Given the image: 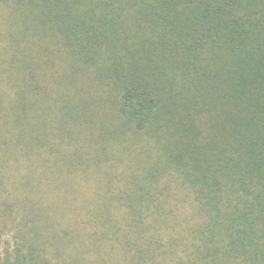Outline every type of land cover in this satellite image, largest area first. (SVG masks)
<instances>
[{"label":"trees","instance_id":"1","mask_svg":"<svg viewBox=\"0 0 264 264\" xmlns=\"http://www.w3.org/2000/svg\"><path fill=\"white\" fill-rule=\"evenodd\" d=\"M0 5V264H264V0ZM97 172L75 239L27 209Z\"/></svg>","mask_w":264,"mask_h":264},{"label":"rangeland","instance_id":"2","mask_svg":"<svg viewBox=\"0 0 264 264\" xmlns=\"http://www.w3.org/2000/svg\"><path fill=\"white\" fill-rule=\"evenodd\" d=\"M8 10L9 8L0 5V35L4 33L6 24L10 25L14 22V18L9 19ZM1 46L2 45L0 44V49ZM24 172L26 171L22 170V173ZM37 173H35L31 179L33 182H36ZM68 174L69 173L66 172L65 177H68ZM63 176L64 175H59L58 179L63 178ZM84 177L80 178V184L75 186V192H62L58 193V196L55 192L50 193L40 187L32 188L34 194L32 200L27 204V209L40 215L39 219L43 222L49 220V224L50 222L52 224H60L64 229L66 228L70 230L75 239L78 232L77 229L82 228L80 223H83L82 220L86 214V207L89 206L91 202L96 201V195L99 189H108L105 184H101V188L100 186L98 188V181L102 178L98 172L96 176L90 175ZM19 179L20 177H17L16 180L19 181ZM167 184L170 207L178 216V220L182 223V227H194L200 223L201 220L196 213V203L194 202L191 193L184 187V185L180 184V181L175 177L169 178ZM26 195H28L27 189H22L15 193V197L19 200L23 199ZM30 204H33V206L29 209ZM7 235L4 236L3 242L8 239ZM58 240V237L51 239L55 244Z\"/></svg>","mask_w":264,"mask_h":264}]
</instances>
